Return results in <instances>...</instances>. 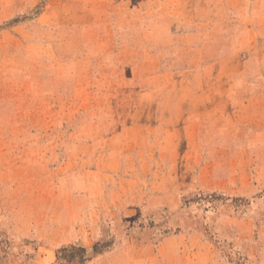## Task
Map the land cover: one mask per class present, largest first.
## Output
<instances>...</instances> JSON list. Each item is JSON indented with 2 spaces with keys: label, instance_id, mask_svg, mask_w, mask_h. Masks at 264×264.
<instances>
[{
  "label": "rangeland",
  "instance_id": "374dc122",
  "mask_svg": "<svg viewBox=\"0 0 264 264\" xmlns=\"http://www.w3.org/2000/svg\"><path fill=\"white\" fill-rule=\"evenodd\" d=\"M69 246L264 264V0H0V264Z\"/></svg>",
  "mask_w": 264,
  "mask_h": 264
},
{
  "label": "trees",
  "instance_id": "16d2710c",
  "mask_svg": "<svg viewBox=\"0 0 264 264\" xmlns=\"http://www.w3.org/2000/svg\"><path fill=\"white\" fill-rule=\"evenodd\" d=\"M207 198L210 199L208 201L210 205H213L214 202L223 204L227 201H230L231 203H238L242 201L239 198H228L218 193L208 194ZM108 246H110L109 243L106 244L97 243L92 247V251L95 254H100L103 251V248ZM54 257L55 260L61 264H71L73 262H76L78 264H84L86 261H89V258H87V250L81 246H69V247L59 248L54 251Z\"/></svg>",
  "mask_w": 264,
  "mask_h": 264
}]
</instances>
